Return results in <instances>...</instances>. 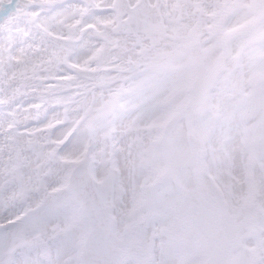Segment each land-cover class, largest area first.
I'll return each instance as SVG.
<instances>
[{"label":"snow or ice","instance_id":"1","mask_svg":"<svg viewBox=\"0 0 264 264\" xmlns=\"http://www.w3.org/2000/svg\"><path fill=\"white\" fill-rule=\"evenodd\" d=\"M0 264H264V0H0Z\"/></svg>","mask_w":264,"mask_h":264}]
</instances>
